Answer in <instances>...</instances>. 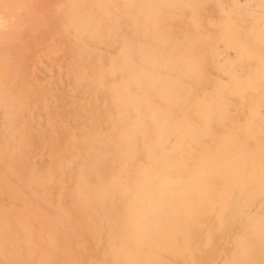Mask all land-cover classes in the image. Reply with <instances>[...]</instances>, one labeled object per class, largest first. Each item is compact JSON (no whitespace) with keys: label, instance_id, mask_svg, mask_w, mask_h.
Masks as SVG:
<instances>
[{"label":"bare ground","instance_id":"obj_1","mask_svg":"<svg viewBox=\"0 0 264 264\" xmlns=\"http://www.w3.org/2000/svg\"><path fill=\"white\" fill-rule=\"evenodd\" d=\"M0 264H264V0H0Z\"/></svg>","mask_w":264,"mask_h":264},{"label":"rangeland","instance_id":"obj_2","mask_svg":"<svg viewBox=\"0 0 264 264\" xmlns=\"http://www.w3.org/2000/svg\"><path fill=\"white\" fill-rule=\"evenodd\" d=\"M37 4V6L35 7L36 9H37V7H39L40 5L42 6V9H43V13L45 14V16H49V14L50 13H56L57 12V14H60L62 17H64V15L60 12V9L57 11H55V9L54 8H52L49 4H47V3H43V4H38V3H36ZM35 12V11H34ZM46 25H48V24H46ZM28 26H31V27H34L35 26V24L33 23V20L31 19V21H30V24L28 25ZM48 26H50V25H48ZM97 59H98V57L97 58H94V60H91V62L92 61H97ZM43 70H44V72H43V74L45 75V74H48V75H50V76H52V78L54 79V80H59V79H62V80H64L65 82L67 81V83L68 84H74L73 82L74 81H76L75 79L74 80H72V78L71 77H69L68 76V74L67 73H62V74H60V68H59V66H54V67H48L46 64H43ZM36 75H39L38 74V72H36L35 73V78H36V80H37V82H38V79H37V76ZM40 76V75H39ZM102 76H103V70H102ZM41 80H43V79H41ZM73 81V82H72ZM57 83H59V82H57ZM57 83H55V84H57Z\"/></svg>","mask_w":264,"mask_h":264}]
</instances>
